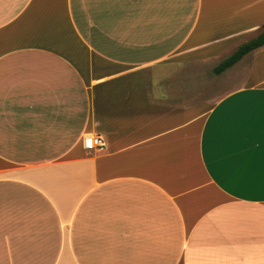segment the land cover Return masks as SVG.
I'll list each match as a JSON object with an SVG mask.
<instances>
[{"label":"crops","instance_id":"1","mask_svg":"<svg viewBox=\"0 0 264 264\" xmlns=\"http://www.w3.org/2000/svg\"><path fill=\"white\" fill-rule=\"evenodd\" d=\"M263 23L264 0H0V264H264V45L213 72Z\"/></svg>","mask_w":264,"mask_h":264},{"label":"trees","instance_id":"2","mask_svg":"<svg viewBox=\"0 0 264 264\" xmlns=\"http://www.w3.org/2000/svg\"><path fill=\"white\" fill-rule=\"evenodd\" d=\"M264 45V23L259 31L245 42L239 44L227 57L220 60L214 67L213 72L219 73L225 68L238 61L247 52Z\"/></svg>","mask_w":264,"mask_h":264},{"label":"built area","instance_id":"3","mask_svg":"<svg viewBox=\"0 0 264 264\" xmlns=\"http://www.w3.org/2000/svg\"><path fill=\"white\" fill-rule=\"evenodd\" d=\"M103 141L101 137L97 134L87 133L82 137V146L87 150H94L101 147Z\"/></svg>","mask_w":264,"mask_h":264}]
</instances>
